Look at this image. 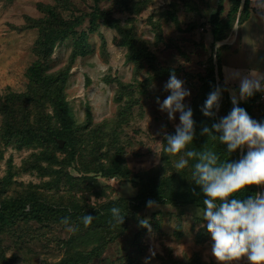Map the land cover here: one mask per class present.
<instances>
[{
  "label": "rangeland",
  "instance_id": "374dc122",
  "mask_svg": "<svg viewBox=\"0 0 264 264\" xmlns=\"http://www.w3.org/2000/svg\"><path fill=\"white\" fill-rule=\"evenodd\" d=\"M219 1L0 0V101L18 100V104L26 106L22 94L31 84L29 68L39 61L46 74L63 69L75 43L85 36L89 52L77 56L72 63L64 92L75 121L85 123L86 112L90 110L89 127L98 133L93 139L88 138L89 134L79 133L85 143L74 161L63 167L53 165L48 174L26 169L27 160L41 151L39 147L18 150L1 143V199H26L29 194H37L54 209L77 204L92 207V200L96 208L107 201L132 199L138 193L136 184L141 177L167 183L172 182L173 176L181 179L179 173L188 177L190 164L177 172L174 167L177 157L165 152L167 142L162 132L173 134L179 123V113L175 121L169 120L156 103L157 97L162 101L170 94L164 90L169 75L175 73L191 91L185 100L190 107L199 97L201 77L210 59L216 67L218 85L237 96L240 77L264 76V0H250L248 16L241 23L237 19L226 37L214 42L210 19ZM222 1L224 17L231 4L229 0ZM46 6L53 7L63 21L75 26L72 32L62 28L49 55L42 56L37 49L41 40L37 21L47 15L43 9ZM102 12L131 30L155 56L158 68H166L167 72L156 75L147 66L135 71L133 62L127 59V47L120 44L119 32L97 16ZM94 15L96 25L92 28ZM124 87L133 93L126 96L122 92ZM253 97V113L264 123V92H256L240 102L248 103ZM227 100L231 101V92L223 91L221 104ZM38 106H43L45 114H52L49 101L44 100L30 110L36 112ZM123 106L129 110L121 114ZM15 108L20 114L21 107ZM217 115L219 119L226 114L220 110ZM1 125L2 115L0 128ZM112 127L125 144L128 177L104 178L94 172L98 160L108 163L106 156L110 153L104 131ZM246 152L247 148L240 150V157ZM56 156L62 160L66 154L59 152ZM43 166H48V162L44 161ZM252 187L256 194L264 193V187ZM31 209L27 202L23 212L0 225V264H56L95 247L99 248L98 256L87 264H219L211 254V236L206 227H201L206 224L202 219L204 206L163 203L147 206L130 220L126 230H116L101 246L90 240L88 227H77L71 222L76 230H68L61 223L66 217L62 213H48L36 220ZM143 219L148 220L151 231L140 225ZM233 264L249 262L245 257Z\"/></svg>",
  "mask_w": 264,
  "mask_h": 264
},
{
  "label": "trees",
  "instance_id": "16d2710c",
  "mask_svg": "<svg viewBox=\"0 0 264 264\" xmlns=\"http://www.w3.org/2000/svg\"><path fill=\"white\" fill-rule=\"evenodd\" d=\"M229 1L231 5L224 17L221 16V13L224 11L222 0L218 3L217 11L211 16L210 22L212 25L214 42L223 40L227 32L236 23L237 19L238 22L241 23L243 19L248 16L251 3L250 0ZM43 9L46 10L47 15H45V18L37 21V24L40 26L41 39L38 42L37 49L42 56H48L55 41L60 38L62 28H64V31L67 30L68 32H72V28L75 25L73 22L63 21L59 14L53 10V7L46 6L45 8L43 7ZM97 16L101 17L103 22L119 32L122 39L120 44L127 47V59L133 62L135 71L139 72L147 66L154 71L156 75H162L167 72L166 68H158L155 56L135 37L131 30L122 25L118 20L110 18L105 12ZM95 20L96 15L91 19L92 28L96 25ZM88 52L89 46L85 36H83L75 43L69 63L63 69L46 74L45 68L41 66L39 61L37 65H32V67L29 68V78L31 82L28 86L29 90L22 94L23 105L26 106L22 107L18 104V100H8L7 102L0 101V115H2L0 145L1 143L4 145H12L18 150L34 146L41 149L38 153H33L29 161L27 160L29 166H27L26 169L29 168L37 170L42 174H48L51 172L48 170L52 169L53 165H58L59 167L69 165L74 161L77 153L81 151V145L85 143V139L79 138L78 134L81 133L83 136L89 134V139H93L95 135H98L96 129H91L89 127L92 123L91 111L87 110L85 123H77L71 107L65 99L64 92V85L68 78L67 73L72 63L77 56H84ZM207 63L205 75L201 77V92L193 107H191L194 114L193 118L196 121V136L190 147L196 151H203L205 147L208 150L215 151L221 162L228 159L230 162L238 161L241 158L239 155L240 150L229 154L227 153V146L220 144L218 139L213 140L207 135L201 134V128L204 125L211 127L214 122H218L219 120L218 115L216 120H213L209 117H205L200 111L209 92L213 90L214 86L218 85L214 61L210 59ZM123 89H125V91L122 92L126 96L133 93L132 89L125 87ZM122 97L117 96V99L121 101ZM224 97H226V95H224ZM44 100L50 102L52 114H45L44 110H42L43 106H38L39 109L37 107L36 112L30 110L39 103L42 105ZM253 100L254 97L248 103L240 102L239 106L246 109L253 119L260 121V119H258L260 117H256L253 113ZM29 105L30 107H27ZM15 106L21 107L20 114L19 110H17L18 108H15ZM232 107V101L227 100L224 104H221L220 110L223 114L227 115ZM24 108H26L25 112H23ZM127 110L129 109L123 106L120 112L124 114ZM44 116H46V119H41ZM104 133L105 136H107L106 145L107 151L110 154L106 157H109V160L108 163H104V161L99 162L98 160V165L95 167L94 172L104 178H111L114 176L128 177L129 169L124 165L125 144L119 139L117 129L112 127L111 130L104 131ZM173 134H175V131ZM59 140H64V145L62 147L59 146ZM59 152L65 153L66 157L59 160L56 156ZM44 161L48 162V166H43ZM189 162L191 171L188 177L186 173L183 175L179 173L181 179H176V177L173 176L171 177L172 182L169 183H167V181H156L151 177H141L136 184L139 187L138 193L136 196L132 197V199L127 200L120 198L118 201H107L96 208L77 204L62 209H54L37 197V194H29L26 199H23V197L19 199H1V186H3V181H1L0 225L15 218L18 213L23 212L27 202L31 204L32 209L30 211L33 214L32 217L36 220H41L43 216H46L48 213L54 215L56 213H62L66 217L70 216L71 222L76 224L77 227L85 228L81 221V217L85 214H91L96 218L93 220L91 226L88 227L87 235L90 240H93L95 246H98L100 243L101 246L103 243H107L108 237L116 230H126L130 220L142 209L147 207V202L149 200L155 203L179 206L188 204L204 206L203 200L206 197L203 195L200 187L192 181V164L194 162ZM52 171L57 173L63 172L62 169H53ZM85 177H87V175H85ZM186 178H188L189 181ZM7 182L8 181L5 183ZM255 194L256 191L254 187L250 186L243 195L254 196ZM113 207H119L121 213L125 215L123 224H119L113 219L110 211ZM143 229L145 230L144 227ZM98 249V247H95V249L92 248L90 251H81L83 253H77L75 256L67 257L56 264H87L98 256Z\"/></svg>",
  "mask_w": 264,
  "mask_h": 264
},
{
  "label": "clouds",
  "instance_id": "9594fccd",
  "mask_svg": "<svg viewBox=\"0 0 264 264\" xmlns=\"http://www.w3.org/2000/svg\"><path fill=\"white\" fill-rule=\"evenodd\" d=\"M164 90L170 94L162 101L156 98L159 110L175 121L179 113V123L175 125V134L163 131L166 140L165 152L176 156L174 167L177 172L192 164V181L200 187L203 195L202 219L211 236V254L219 264H233L247 258L249 264H264V193L244 196L250 186L264 187V123L253 119L246 109L239 106L241 100L252 97L256 92H264V76L240 77L239 96L219 85L209 92L200 111L205 117L216 120L221 108L223 91L231 92L232 109L219 118L211 127L204 125L201 134L210 139L219 140L227 146V153L247 148L246 154L238 161H220L217 153L205 147L196 151L190 147L196 136V121L193 110L185 104L191 91L175 73L169 75ZM166 126H162V129ZM218 134V135H217ZM154 201L147 202L153 207ZM92 207H95L93 200ZM71 211V210H69ZM113 219L123 224L125 215L119 207L111 210ZM94 217L85 214L81 221L85 227L91 226ZM61 223L68 230L75 231L71 217H64ZM142 227L151 231L147 219L139 221Z\"/></svg>",
  "mask_w": 264,
  "mask_h": 264
},
{
  "label": "water",
  "instance_id": "95a60500",
  "mask_svg": "<svg viewBox=\"0 0 264 264\" xmlns=\"http://www.w3.org/2000/svg\"><path fill=\"white\" fill-rule=\"evenodd\" d=\"M59 146L62 147L64 145V140H59Z\"/></svg>",
  "mask_w": 264,
  "mask_h": 264
}]
</instances>
